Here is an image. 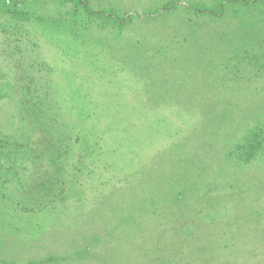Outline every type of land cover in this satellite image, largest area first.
<instances>
[{"label": "rangeland", "instance_id": "obj_1", "mask_svg": "<svg viewBox=\"0 0 264 264\" xmlns=\"http://www.w3.org/2000/svg\"><path fill=\"white\" fill-rule=\"evenodd\" d=\"M20 1L27 20L0 11V68L50 90L68 169L48 204L24 199L45 160L0 189V264H264V157L225 156L228 111L264 114V0Z\"/></svg>", "mask_w": 264, "mask_h": 264}, {"label": "trees", "instance_id": "obj_2", "mask_svg": "<svg viewBox=\"0 0 264 264\" xmlns=\"http://www.w3.org/2000/svg\"><path fill=\"white\" fill-rule=\"evenodd\" d=\"M69 1L84 5L91 14H104L102 11H91L86 0ZM232 1L248 4L257 0ZM20 4V0H0V11L9 21L27 20L29 14L21 9ZM205 12L212 13V11ZM109 16L123 24L127 18L129 19L130 14L126 13L123 17H120L110 13ZM6 23L3 24L4 27H6ZM2 54L5 55L4 51ZM2 59L8 63L11 62V59L7 56H3ZM17 62L20 75H22L21 72L26 74L23 65L19 61ZM28 80L22 82V79H12L8 73H3L0 68V100L8 97L14 98L16 101V114L20 120L17 126L12 129L0 122V189L2 192H6L7 184L16 181L22 184L26 183L24 186H27L29 163L34 162L36 165L37 161L42 163L45 160L47 171L42 172H46V176L44 178L40 176L38 178L40 182H37V185L34 184L35 188L39 186L38 189L41 190H37V193L30 192V195L24 199H34V201L41 204H48L60 199L59 197L65 193V172L68 169V162H66L68 156H66L65 151L69 145H65L60 140V137H66V134L62 131L63 125L59 121L58 109L51 97L50 90L46 87L43 88L41 83L38 85L32 76H29ZM7 85H10V87H7ZM228 114L233 118V121L237 122V129L242 135V139L232 149L229 148L225 156L229 157V160H237L240 164L263 158L264 118L262 116L264 114L261 113L260 115L263 120L259 117L255 123L249 120H237L236 117L234 118L231 115L233 112L228 111ZM126 132H128V129L122 134ZM139 134L140 131L137 130L135 136L137 137ZM72 137H91V132L88 128L83 127V129L76 131ZM216 167L218 168V166ZM184 192L183 189H180L178 194L184 197ZM259 202H264V199L259 197ZM6 262L17 264L13 261ZM32 263L35 264L34 261L27 264Z\"/></svg>", "mask_w": 264, "mask_h": 264}]
</instances>
